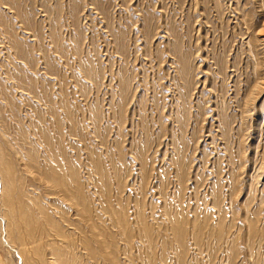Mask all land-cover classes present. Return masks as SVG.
<instances>
[{"label": "rangeland", "instance_id": "rangeland-1", "mask_svg": "<svg viewBox=\"0 0 264 264\" xmlns=\"http://www.w3.org/2000/svg\"><path fill=\"white\" fill-rule=\"evenodd\" d=\"M263 21L264 0H0V264L17 230L46 264H264V89L242 108Z\"/></svg>", "mask_w": 264, "mask_h": 264}, {"label": "bare ground", "instance_id": "bare-ground-1", "mask_svg": "<svg viewBox=\"0 0 264 264\" xmlns=\"http://www.w3.org/2000/svg\"><path fill=\"white\" fill-rule=\"evenodd\" d=\"M260 28L258 29V31L256 32L257 33V39H258V41H261V42H263L264 43V21L260 24V26H259ZM261 38H260V37ZM181 74V73H180ZM179 76V75H178ZM180 79V78H179ZM184 79V78H183ZM181 82V81H180ZM264 89V78H260L259 77V75L257 76V79H255V84L253 85V87L250 89V92L248 93V95H247V100H246V104H245V107H242V108H244L245 109V111H244V113H249L250 111H251V109H253V110H256V102H257V100L259 99V92L261 91V90H263ZM246 99V98H245ZM245 101V100H244ZM251 108V109H250ZM180 126H182V125H180ZM183 129V128H182ZM186 130V129H185ZM181 144V143H180ZM2 151H3V149H2ZM3 154H4V152H3ZM3 156V155H2ZM0 159H1V157H0ZM6 161H8V160H6ZM8 164V163H7ZM10 164V163H9ZM3 166H5V165H3ZM3 166L1 167V168H3ZM6 167V166H5ZM4 170V169H3ZM8 172H11V168H9L8 167ZM9 176V175H8ZM11 179H12V177H11ZM9 180V179H8ZM7 181V180H6ZM2 182V181H1ZM6 191H8L7 190V186H6ZM11 191V190H10ZM85 211H86V209H84ZM24 213V212H23ZM85 214H86V217L88 218L89 217V213H88V211H86L85 212ZM22 215H24V214H22ZM25 215H27V216H29L28 214H25ZM24 215V216H25ZM32 215H33V213H32ZM31 215V216H32ZM36 215V214H35ZM30 217V216H29ZM32 218H33V216H32ZM38 219V218H37ZM89 219V218H88ZM5 220V219H4ZM33 220V219H32ZM32 220H31V222H32ZM42 220V219H41ZM38 221H40V219L38 220ZM37 221V222H38ZM33 222H34V220H33ZM41 222V221H40ZM47 222H49V221H47ZM34 224H35V222H34ZM32 225V224H31ZM44 225H46L45 223H44ZM43 225V226H44ZM23 227H27V226H23ZM36 227V226H35ZM38 227V226H37ZM42 227V226H41ZM47 227V226H46ZM8 228H9V226H8ZM22 229V228H21ZM32 228L31 227H29L28 228V230H31ZM46 229V228H45ZM41 230V229H40ZM40 230H39V232H40ZM43 230V229H42ZM41 230V231H42ZM93 230V229H92ZM11 231H13V229H11L10 230V228H9V234L10 235H12L11 234ZM45 231V230H44ZM44 231H42V232H44ZM60 231V230H59ZM62 232V231H61ZM93 233L92 234H94V233H96V232H94V231H92ZM17 233H18V235L21 237V239H22V241H24V242H22V244H21V248H20V250H17L16 251V253L18 252V255L20 256V258H22V260H23V263L22 264H36V262H39V264H46L45 262H44V260H46L45 258H44V260H42V255L43 254H45V253H43V254H41L39 251H36V250H34V252H35V254H36V256H37V259L35 260V258H33L31 255H30V253H29V251H28V242H27V240H26V238H27V236H29V234L28 233H26V232H23V231H20V230H17ZM29 233H31V232H29ZM16 234V233H15ZM28 234V235H27ZM17 235V236H18ZM31 235V234H30ZM95 235V234H94ZM60 236V235H59ZM61 236H63L62 234H61ZM66 237V236H65ZM100 237V236H99ZM93 238V237H92ZM95 238H96V236H95ZM10 239L11 238H9V236H8V239L6 238V242H7V244L9 245V246H11L12 248H14V246L12 245L13 243H11L12 241H10ZM35 239V238H34ZM97 239H99V238H97ZM12 240V239H11ZM90 240H91V238H90ZM93 241V240H92ZM99 242H101V241H99ZM21 243V242H20ZM58 243V242H57ZM72 243V242H71ZM87 243V242H86ZM43 244V243H42ZM97 244V243H96ZM101 244V243H100ZM99 244V245H100ZM6 245V244H5ZM44 245H46V244H44ZM67 245H69V244H67ZM7 246V245H6ZM61 246V245H60ZM89 246V245H88ZM91 246H92V248L94 247L93 246V244H91ZM98 246V245H97ZM10 247V248H11ZM46 247L48 248V246L46 245ZM63 247L64 248H66L67 249V247H65V245H63ZM68 247H70V246H68ZM72 247H73V245H72ZM38 248H39V244H38ZM44 248V247H43ZM61 249H62V247H60ZM71 248V247H70ZM99 248V247H98ZM100 248H101V245H100ZM103 248V247H102ZM66 249H63L64 251L66 250ZM88 249V248H87ZM40 250V249H39ZM51 250V249H50ZM67 250H69V249H67ZM72 250V249H71ZM93 250V249H92ZM52 251V250H51ZM73 251V250H72ZM95 251H96V249H95ZM94 251V252H95ZM66 252V251H65ZM69 252V251H68ZM91 252V251H90ZM56 253V252H55ZM70 253V252H69ZM92 253V252H91ZM107 253V252H106ZM48 254H49V252H48ZM57 254V253H56ZM68 254V253H67ZM72 254V253H71ZM90 254V253H89ZM92 254H94V253H92ZM96 254H97V252H96ZM99 254V253H98ZM105 254V253H104ZM53 255V254H52ZM62 255V254H61ZM100 255V254H99ZM49 256V255H48ZM47 256V257H48ZM63 256H64V254H63ZM66 256L67 255H65V258H66ZM97 256V255H96ZM102 256V255H101ZM100 256V257H101ZM51 257V256H50ZM99 257V258H100ZM53 258V257H52ZM109 261H106L107 263H111V264H117L118 262L116 261V259L114 258V257H111V256H109V257H106ZM62 259H64V258H62ZM61 259V260H62ZM104 259V258H103ZM50 260V259H49ZM54 260V259H53ZM61 260H59L60 262L58 263V264H62L61 263ZM100 260H102V257H101V259ZM57 261H58V259H57ZM68 261V260H67ZM67 261H66V264H67ZM73 261V260H72ZM74 263V262H73ZM109 263V264H110ZM47 264H52V263H47ZM53 264H55V263H53ZM119 264V263H118Z\"/></svg>", "mask_w": 264, "mask_h": 264}]
</instances>
